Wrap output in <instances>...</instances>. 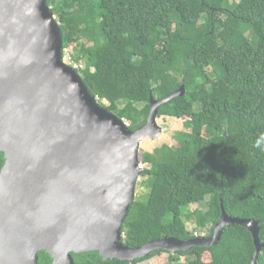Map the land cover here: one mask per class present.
<instances>
[{"label": "trees", "instance_id": "obj_1", "mask_svg": "<svg viewBox=\"0 0 264 264\" xmlns=\"http://www.w3.org/2000/svg\"><path fill=\"white\" fill-rule=\"evenodd\" d=\"M46 4L59 25L63 57L73 46L71 60L89 94L130 132L147 123L151 99L184 88L158 108L157 118L183 121L182 129L171 145L141 154L146 193L129 208L122 244L210 239L222 203L228 216L258 222L255 261L264 264V0ZM191 206L196 209L188 212ZM163 253L133 262L104 261L97 253L72 257L75 264H140ZM166 254V264L181 257L186 264H252L255 246L248 230L233 224L213 247ZM38 258L52 263L45 252Z\"/></svg>", "mask_w": 264, "mask_h": 264}, {"label": "water", "instance_id": "obj_2", "mask_svg": "<svg viewBox=\"0 0 264 264\" xmlns=\"http://www.w3.org/2000/svg\"><path fill=\"white\" fill-rule=\"evenodd\" d=\"M181 87L150 100L147 123L130 132L98 106L76 69L64 62L62 36L46 0H0V264H75L72 255L136 261L154 251L213 247L228 225L251 234L259 225L221 218L212 238H163L137 248L121 242L122 227L141 176L139 147L157 139L158 108L183 96Z\"/></svg>", "mask_w": 264, "mask_h": 264}, {"label": "rangeland", "instance_id": "obj_3", "mask_svg": "<svg viewBox=\"0 0 264 264\" xmlns=\"http://www.w3.org/2000/svg\"><path fill=\"white\" fill-rule=\"evenodd\" d=\"M231 2H239V0H231ZM72 47H70L69 49H67L64 52L65 57H63V59L67 65L78 70L80 68V66L74 64L73 60H71ZM79 76H80V74H79ZM107 104L108 103H106V105ZM182 122L183 121H179V120L172 119V118H157L156 124L161 128L162 133L155 140H150L148 138H145L142 140L141 145L139 147V152H138L139 153L140 169H144L145 167H147L146 165H143L140 161L141 160V154L143 152H148V153L150 152L151 153L155 149H157L163 145H167V144L171 145L172 136L174 135V132L182 129ZM141 180H142L141 176L138 177L136 184H135L136 185L135 186V197H134L135 200L138 199V197L141 196L142 194L146 193V190L141 186ZM195 209H196V206H191L189 208L188 212H192ZM187 228H188V230L193 231L194 225L192 223H188ZM197 234H199V232H197ZM168 257H169L168 254H166V252H165V253L157 256L156 258H152V259L144 261L140 264H166V263H168ZM209 260H210L209 254H205L204 261L208 262ZM179 264H186V258L181 257Z\"/></svg>", "mask_w": 264, "mask_h": 264}, {"label": "flooded vegetation", "instance_id": "obj_4", "mask_svg": "<svg viewBox=\"0 0 264 264\" xmlns=\"http://www.w3.org/2000/svg\"><path fill=\"white\" fill-rule=\"evenodd\" d=\"M3 164H4V156H3V154L0 153V170L3 166Z\"/></svg>", "mask_w": 264, "mask_h": 264}]
</instances>
